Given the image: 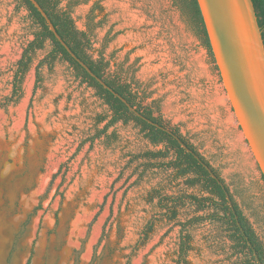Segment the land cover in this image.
Returning <instances> with one entry per match:
<instances>
[{"label":"rangeland","instance_id":"1","mask_svg":"<svg viewBox=\"0 0 264 264\" xmlns=\"http://www.w3.org/2000/svg\"><path fill=\"white\" fill-rule=\"evenodd\" d=\"M58 6L88 32L87 53L106 63L105 76L209 162L264 248V178L234 113V125L226 120L233 110L215 59L173 0ZM39 29L21 0H0V264H254L224 222H189L221 211L173 207L178 196L208 193L165 165L172 150L146 156L165 146L134 120L108 125L112 111L96 89L59 54L45 59L50 40L13 93L17 61Z\"/></svg>","mask_w":264,"mask_h":264},{"label":"trees","instance_id":"2","mask_svg":"<svg viewBox=\"0 0 264 264\" xmlns=\"http://www.w3.org/2000/svg\"><path fill=\"white\" fill-rule=\"evenodd\" d=\"M33 19L39 24L40 29L35 33L33 39L29 41L21 57L17 61V68L14 74V89L15 93L17 87L20 84L25 72L29 69L32 62L34 52L36 49L42 48L46 40H50L53 44L52 50L45 56V59H54L59 54L63 59L67 60L75 69L76 73L87 82L90 86H93L98 95L104 100L112 111V117L108 125L113 124L118 120L128 121L134 120L145 133V137L153 144L163 143L165 148L156 151H147L146 156L149 157H165L169 151H173V158L165 163L167 166H171L176 170L178 176H185L192 174L186 179L187 184L200 185L208 195L198 196L193 193L178 196L173 201V207L177 204H184L186 201L195 204L198 208H205L213 206L221 211L212 212L206 216H196L189 220V222L198 221L203 218H210L217 221L224 222L230 230V237L234 241V245L237 248L246 249L254 262V264H264V248L252 229L250 223L246 217L242 214L235 201L232 199L228 187L224 180L218 175V173L211 167L209 162L196 150V148L188 142L176 128H170L173 134L177 135L182 142H184L191 152H188L183 148L178 140L169 132L147 122L143 118L135 115L126 104L117 96H115L108 89L104 88L95 78L90 76L77 61L72 58L67 50L60 44L53 33L49 30L44 18L41 16L37 8L30 2V0H21ZM257 24L260 28L261 39L264 47V0H251ZM42 9L46 12L56 31L61 38L67 43L71 50L83 60L90 69L100 78H102L110 87H112L118 94L124 97L130 105L134 106L137 111L141 112L145 117L167 128V125L151 115L149 109H141L133 99L132 92L128 89V85L124 82H120L116 79L105 76L106 63L101 58L94 59L87 53V48L90 46V38L88 32L79 30L76 28L74 21L70 15L68 9H62L59 7L60 0H37ZM173 4L178 7L184 19L194 30L202 44L206 47L209 54L213 57L211 45L209 42L208 34L205 28L201 10L197 0H173ZM41 63V62H40ZM106 125V126H108ZM205 165L209 166L211 170L216 174L217 179L213 178ZM264 178V177H263ZM226 193L229 194L232 201L230 206ZM172 207L171 216L173 218L176 215V210ZM190 236L185 234L182 237L179 251L182 256L186 254L189 248ZM30 263V256L28 257L26 264Z\"/></svg>","mask_w":264,"mask_h":264},{"label":"water","instance_id":"3","mask_svg":"<svg viewBox=\"0 0 264 264\" xmlns=\"http://www.w3.org/2000/svg\"><path fill=\"white\" fill-rule=\"evenodd\" d=\"M212 53L226 97L241 133L264 177V47L251 0H197ZM44 18L49 30L79 65L104 88L120 98L137 116L172 134L185 148L191 149L173 132L145 117L141 112L81 60L56 31L52 21L37 0H30ZM210 175L217 179L211 168ZM226 197L230 206L232 201Z\"/></svg>","mask_w":264,"mask_h":264},{"label":"crops","instance_id":"4","mask_svg":"<svg viewBox=\"0 0 264 264\" xmlns=\"http://www.w3.org/2000/svg\"><path fill=\"white\" fill-rule=\"evenodd\" d=\"M225 95V94H224ZM219 97H221L222 98V96H219ZM224 97V96H223ZM220 100V99H219ZM218 100V101H219ZM220 101H222V100H220ZM222 103H225V100L223 99V101H222ZM225 105V104H224ZM231 113H233L231 110H229L228 111V114L226 115V120H227V122H228V124H231V126H232V124L234 125V122L232 121V117H234L233 116V114H231ZM233 122V123H232ZM237 127H238V125H237ZM237 134H238V131L236 132ZM237 137H238V139H239V142L241 143V147H242V140H241V137H242V133H241V130H239V134L237 135ZM245 141V140H244ZM246 145H247V143L246 142H244ZM244 147V146H243Z\"/></svg>","mask_w":264,"mask_h":264}]
</instances>
